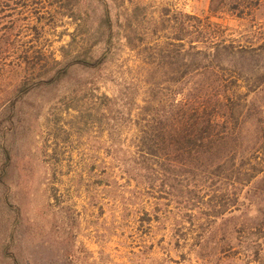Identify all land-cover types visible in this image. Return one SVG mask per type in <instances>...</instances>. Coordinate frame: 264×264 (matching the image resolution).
<instances>
[{
    "label": "rangeland",
    "instance_id": "rangeland-1",
    "mask_svg": "<svg viewBox=\"0 0 264 264\" xmlns=\"http://www.w3.org/2000/svg\"><path fill=\"white\" fill-rule=\"evenodd\" d=\"M73 3L74 17L59 9L49 20L47 0H13L9 24L21 26L15 49L37 59L0 65V264H214L190 252L192 236L176 233L185 230L172 214L157 220L152 200L133 194L120 161L134 133L125 110L143 105L145 65H174L167 44L187 29L183 15L198 17L200 29L210 25L208 41L257 47L264 45V4L240 19L210 13L209 0ZM222 69V81L245 86L264 69V56L235 58ZM180 84L178 101L189 87ZM172 90L160 94L164 104ZM247 101L242 131L251 140L253 120L264 119V86ZM240 201L244 211L249 203ZM232 259L250 262L242 250Z\"/></svg>",
    "mask_w": 264,
    "mask_h": 264
},
{
    "label": "trees",
    "instance_id": "trees-1",
    "mask_svg": "<svg viewBox=\"0 0 264 264\" xmlns=\"http://www.w3.org/2000/svg\"><path fill=\"white\" fill-rule=\"evenodd\" d=\"M47 2L49 20L58 16L59 9L61 15L74 17V0ZM262 4L264 0H209L208 8L212 14L226 12L243 19ZM14 10L13 0H0V65H29L37 59L35 54L16 50L12 41L21 28L19 23L9 24ZM183 16L187 29L175 33L167 44L168 53L175 54L174 65H145L143 105L134 114L133 106L125 110V121L134 133L131 145L121 149L123 173L128 185L134 183L133 194L137 191L152 200L151 212L157 220L172 214L175 226L185 230L176 233L191 234L190 252L196 258L228 264L242 250L250 262L264 264V119L253 120V139L242 131L251 107L247 98L263 90L264 69L245 86L236 78L222 81L223 65H233L235 58L264 56V45L208 41L203 30L210 25L200 29L198 17ZM183 81L188 93L178 101L174 98L185 89ZM168 88L173 90L164 104L160 94ZM242 198L249 203L244 211ZM174 237L178 244L179 236ZM208 244L211 252L206 253Z\"/></svg>",
    "mask_w": 264,
    "mask_h": 264
}]
</instances>
